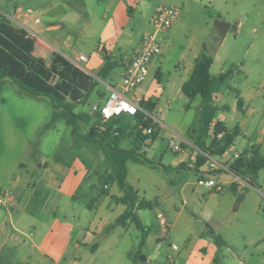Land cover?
Instances as JSON below:
<instances>
[{"label":"crops","instance_id":"1","mask_svg":"<svg viewBox=\"0 0 264 264\" xmlns=\"http://www.w3.org/2000/svg\"><path fill=\"white\" fill-rule=\"evenodd\" d=\"M95 1L97 7L91 9L88 7V0H24L29 8L35 10V14L17 13L18 8L26 10L21 5H15L14 12L6 13L14 18L9 19L11 26L24 32L21 48L27 52L28 43L35 42L40 45L34 60L44 59L47 67L34 65L33 69L42 76L46 75L47 77H43L50 83L54 84L56 77L53 76L51 79L53 72L49 71L48 67L54 54L59 52L69 60L76 59L81 53L88 55V61L83 64L88 74L99 73L105 63L106 55L114 57L119 62L132 57L139 44V42L134 44L132 38V17L141 6L146 7V2L144 0ZM32 4L35 7L31 6ZM176 6L179 8L178 17L167 33L163 51L153 61L147 79L138 90L143 102L154 104L155 109L150 112L151 114L163 108L161 105L163 97L167 100V107H170L175 98H186L185 102L188 103L186 110L189 111L193 109L194 102L200 96L189 99L183 94L182 87L190 78L197 58L204 53L216 20L209 22L208 18L204 19L205 25L201 33L197 34L199 37L194 40L190 38L186 44L179 46L176 43L178 41L176 37L180 31L179 26L184 24L183 14L188 5L179 0L176 1ZM141 16H144V12H141ZM36 18L40 21L36 22ZM62 30L67 33V39L62 44L67 50L60 48L62 42L58 37V31ZM238 32H240L239 29L236 30V33ZM228 34L212 51L214 62L211 71L215 75L229 69L225 67L226 61H220L221 50ZM92 35H97L99 38L89 52H85L80 44ZM129 50H132L131 54H127ZM217 63L220 70L219 73H214L213 68ZM232 66L234 73L215 98L220 106L224 104L223 96L228 90L239 91L238 86L231 81L245 73L243 63L234 62ZM9 80L11 78L6 77L0 81V264L133 263L135 255L141 249L140 235L135 229L134 222L129 221L126 226L116 223L117 218L125 212L127 206L112 201V197H121L123 192L117 184H111V187H108L110 184L106 185L110 189L101 195L84 191V188L93 182L89 177L100 160L99 151L91 143H80V139L74 134L71 126L60 118H54L55 111L46 128L62 131L63 135L57 143L48 146L43 141L36 143L26 136L17 137L14 128L20 130L19 123L28 121L33 127L38 128L50 113L45 115L38 113L37 110L30 111L22 107L14 111L7 109L9 97L2 92V89L4 84L10 82ZM106 85L108 89L111 88L109 84ZM258 92L257 99L263 96L260 88ZM16 95L20 103L24 97L28 96L19 91ZM106 96L104 94L99 98L102 100ZM239 99L243 100V111L237 105L238 110L249 116L248 118L254 119L259 110L256 106H251L252 104L240 94ZM221 112L223 110L218 112L216 120H222L225 123V115ZM30 113L29 121L26 118L30 116ZM227 129L231 131L228 127ZM241 129V135H246L248 128L244 125ZM20 138L21 140H18ZM234 146L235 142L226 152L234 151L240 154L241 152L233 150ZM246 155L251 156L249 153ZM130 163L134 162L130 161L128 167ZM161 165L163 168H169L165 164ZM227 166L228 169H224L222 173L229 172L232 176L225 180L226 185L238 182L239 176L231 172L229 165ZM202 167L200 170H205ZM196 176L198 180L204 175L196 174ZM139 196L140 199L147 200L140 195V192ZM144 210H139L138 215L142 222L147 224L148 222L143 218ZM159 213L163 215V220L170 228L171 220L163 212ZM159 219L166 232L161 218ZM204 232L200 234L198 246L205 252L198 256L196 264H215L222 248L218 247L214 239L208 234L205 235ZM164 238L165 236H158L160 247L163 244L161 240ZM255 243L259 244V241ZM172 245V248L179 249L176 243ZM228 249L232 250L230 246ZM244 252L239 255L240 251L233 250L235 256L239 257L240 264H247L243 260ZM147 260L150 264V254H147Z\"/></svg>","mask_w":264,"mask_h":264},{"label":"rangeland","instance_id":"2","mask_svg":"<svg viewBox=\"0 0 264 264\" xmlns=\"http://www.w3.org/2000/svg\"><path fill=\"white\" fill-rule=\"evenodd\" d=\"M144 1L146 7L141 6L132 17L131 28H133L134 44L140 43L143 34L150 30L151 18L160 6H173L179 10L176 6V1L179 0ZM181 1L186 2L188 8L183 14L184 24L179 26L180 31L176 37L178 40L176 43L179 46L186 44L190 38L194 40V38L199 37L197 34L201 33V29L205 25L204 19L208 18L209 22H215L221 18L220 20H224L232 26L221 50L220 61H226V68L232 67L234 62L243 63L245 73L236 76L231 81L238 86L239 91L228 90L224 94L222 100L224 104L221 106L228 105L229 110L223 111L221 114L225 115V123L231 131L237 125L241 128H244L245 125L248 128L246 135L242 134L237 137L233 150L241 152L240 155L244 159L258 158V156L263 159L264 0ZM15 5H21L25 9L29 8L24 0H0V13L14 12ZM31 6L35 7L34 4ZM88 7L95 9L97 2L88 0ZM141 12H144V16H141ZM237 29L240 31L239 34L236 33ZM58 37L62 42L60 48L67 50L62 45L67 39L66 31H58ZM98 38L97 35L86 38V41L80 44L81 49L89 52ZM213 41L212 39L209 40V52L215 46ZM39 49L40 45L35 42L27 44V54L30 61L35 65L34 56L39 52ZM131 52L132 50H129L127 54H131ZM121 70L122 64L110 73L105 83L98 76V73H89L99 80V84L90 94L89 103H83L76 109L77 113L88 114L90 119L88 122H80L79 126L75 128L74 134L80 139V143H91L99 151L100 160L97 167L92 169L89 177L93 182L84 188L87 193L96 192V194L101 195L110 189L106 187L105 179L112 173V168L107 160L103 143L132 148L136 138L135 134L140 129L136 126L137 119H126L117 124L112 121L100 123L96 120L95 114L92 113V106L95 103L104 104L110 95L111 88L109 91L106 84L118 85L120 83ZM219 70V63H217L213 72L219 73ZM51 75V79L53 76L56 77L55 83L61 81L58 75L53 73ZM43 76L47 77L46 75ZM66 77V82H75V78L71 74ZM9 81L4 84L2 89V92L9 97L6 104L7 109L14 111L22 107V109L30 111L37 110L38 113L45 115L50 113L49 117H46L38 128L33 127L28 121L19 123L20 130L14 128L15 135L17 137L26 136L36 143L43 141L48 146L57 143L63 135L62 131L46 128L53 111H55L51 99L46 96L40 98L32 96L22 91L12 79ZM259 88L263 96L257 99ZM18 91L28 95L24 97L23 101L21 100L22 103L17 98ZM104 94L107 96L100 100L99 97ZM239 94L241 97L244 96L252 104L251 106H256L259 110L254 119L248 118L249 116L238 110ZM185 101L186 98L184 97L175 98L170 107H167V100L163 97L161 99L163 108L151 114L156 125L157 138L148 140L144 145V151L158 168L147 164H129V181L142 197L152 202V207L143 212V218L148 222L147 224L143 222L148 229L146 245L143 247L142 253L135 255V260L131 264H141L140 256L142 254L151 255L150 264H196L198 256L205 252L204 249L199 248L198 241L202 231H205L204 234H208V225L215 228L226 241V245L221 247L220 256L215 264H240V259L235 256L233 250L240 251L239 255L245 250L243 260L247 264H264V168L259 170L256 177L251 174L245 177L239 176L238 182L226 185L225 180L232 174L229 172L222 173L221 170H218L220 168L211 167V158H215L223 165L231 163L232 160L226 158L228 156L208 154L209 161L207 165L202 167L205 170L197 171L195 166L200 149L196 145V139L200 134L198 117L202 99L199 96L194 102L193 109L189 111L186 110L188 103ZM30 118L31 113L26 119L30 121ZM97 124L103 128H98ZM94 127L96 136L88 139ZM185 143L187 146H183L186 145ZM174 144L180 145L181 149L175 150ZM243 152L244 154H242ZM246 153L251 156H247ZM233 154L234 151L228 153L230 156ZM177 161L180 162L172 164ZM161 164L169 167L168 170L163 168ZM176 173H180V175ZM196 174L212 177L218 184L212 188L201 186L198 184ZM100 177L105 179L100 180ZM108 187H111V184ZM160 211L172 222L170 228L166 226V232H164L160 219L157 217ZM137 228L135 226L140 238H142V232ZM160 235L165 236L161 240L163 242L161 247L158 241ZM257 241L259 244L255 243ZM173 243L178 245V250L172 248ZM226 246H230L232 250Z\"/></svg>","mask_w":264,"mask_h":264},{"label":"trees","instance_id":"3","mask_svg":"<svg viewBox=\"0 0 264 264\" xmlns=\"http://www.w3.org/2000/svg\"><path fill=\"white\" fill-rule=\"evenodd\" d=\"M231 28L232 26L224 20H216L210 38V41L211 39L214 40V48L209 52L210 42L205 46L204 53L195 62V67L190 78L182 87L183 94L189 99H194L198 95L202 98L198 117L200 134L196 139V145L200 149L195 166L197 171H200V167L208 163V154L213 156L223 155L233 145L237 137L241 135L242 129L239 125L233 131H229L224 121L216 120L219 111L229 110L228 105H218L215 98L228 78L234 73V67L232 66L227 71L221 72L218 75L213 74L211 71L214 62L212 51L225 39ZM23 37L24 32H20L12 27L11 21L4 14L0 13V81L9 77L22 91L35 97H49L55 110L54 118L64 119L67 125L72 126L73 131L76 126H79L80 122H88L90 116L86 113H77L75 109L78 105L86 103L89 100L90 94L99 84V80L75 67L62 54L56 53L48 69L58 75L61 81L55 84L50 83L33 69L35 64L30 61L27 52L21 48ZM34 62L36 65L47 67L46 61L42 58L34 60ZM121 64L122 61L119 62L114 57L106 55L105 63L99 71L98 76L105 81L110 76V73ZM68 74H71L75 78L74 83H70V81L66 82ZM237 105L243 111L242 99L238 100ZM142 107L149 112L155 109L154 104L151 102H142ZM95 117L99 121L98 115H95ZM126 119H137L136 126L140 127L139 131L135 134L136 138L133 146L132 148H123L110 143H103L112 173L108 175L107 179L100 177V180L105 179L106 185L117 184L123 192L121 197H112L113 202L123 203L127 206L125 212L117 218L116 223L126 226L129 221L134 222L141 230V249L136 254L139 255L142 253V247L146 244L148 229L139 217L138 211L151 208L152 202L140 199L138 190L128 179V163L131 161L158 168L155 166V162L149 159L146 156V152L143 151L144 145L148 140L157 138V132H155L156 125L154 120L152 117L147 116L143 110H140L135 116L119 117L112 120V122L117 124ZM95 136L94 127L88 139H92ZM228 165L229 170L237 176L245 177L251 174L256 177L259 170L264 168V157L263 159L259 156L258 158L244 159L240 156ZM218 170L224 171L222 168ZM207 227L209 228L208 235L214 239L218 247L221 248L226 245V241L212 226L208 225Z\"/></svg>","mask_w":264,"mask_h":264},{"label":"built area","instance_id":"4","mask_svg":"<svg viewBox=\"0 0 264 264\" xmlns=\"http://www.w3.org/2000/svg\"><path fill=\"white\" fill-rule=\"evenodd\" d=\"M17 13H23L26 15L35 14V10L28 8L25 11L22 8L16 10ZM4 14L8 19H14L10 15ZM178 17V9L173 6H160L150 21V30L143 34L140 43L135 48L132 57L122 60L121 81L118 85H112L111 92L104 104L95 103L92 106V113L98 115L100 123L110 122L119 117H132L137 115L140 110H143L147 116H151V113L142 107L143 99L138 94V90L141 85L147 79L153 61L160 56L163 51V46L166 41V36L173 25L174 21ZM36 22L40 19L36 18ZM78 68L85 71L83 64L88 61V55L79 54L76 59L69 60ZM98 128H103L100 124H97ZM221 136V135H220ZM175 150H180L181 146L174 144ZM208 156V155H207ZM223 156H228L229 160L234 161L240 157L238 152L233 155L224 153ZM211 167L228 169V164H222L215 158H211ZM198 184L204 187L212 188L217 185L213 178L201 176L198 179ZM164 228L168 226L163 220V215L158 214Z\"/></svg>","mask_w":264,"mask_h":264},{"label":"water","instance_id":"5","mask_svg":"<svg viewBox=\"0 0 264 264\" xmlns=\"http://www.w3.org/2000/svg\"><path fill=\"white\" fill-rule=\"evenodd\" d=\"M141 264H148L147 255L142 254L140 256Z\"/></svg>","mask_w":264,"mask_h":264}]
</instances>
